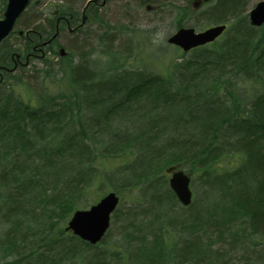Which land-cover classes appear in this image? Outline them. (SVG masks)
<instances>
[{"label":"trees","instance_id":"16d2710c","mask_svg":"<svg viewBox=\"0 0 264 264\" xmlns=\"http://www.w3.org/2000/svg\"><path fill=\"white\" fill-rule=\"evenodd\" d=\"M6 1L0 0V16ZM212 3L210 19L226 23L228 29L220 41L192 50L200 55L193 63L177 65L174 81L171 76H143L125 69L114 77L98 76L82 64L73 65L72 84L87 94V106L68 100L56 108L52 97L44 101L22 94L25 89L17 76L25 67L4 72L11 83L9 90L0 86V203L5 202L0 205V223L4 218L7 223L0 230V264H235L229 254L237 250L256 252V260L244 264H264V26H251L242 11L245 0ZM54 10L58 14L50 16L48 25L36 21L18 26L0 47V66L11 67L16 53L22 60L39 54L33 48L55 34L57 17H66L72 26L80 19L69 3ZM98 21L106 26L105 20ZM23 29L34 32L19 36ZM109 30L100 35L102 53L107 58L122 56ZM13 36L17 42L8 43ZM104 42L111 44L110 51ZM44 50L39 60L50 66L47 52L56 51L53 46ZM131 108L141 114L139 128L116 129L101 149L84 136L87 128H111ZM82 109L93 113L88 125L77 120ZM14 153V162H8ZM21 156L22 164L17 161ZM100 157L106 160L98 162ZM225 158L232 163L225 166ZM172 166L187 168L192 176L201 173L203 183H217L232 192L222 204L206 205L205 194L203 200L183 207L164 172ZM248 173L257 187L246 186ZM116 175H123L124 185H116L115 192L126 189L143 198L139 211L131 214L134 206L127 209L123 236L128 245L119 254L65 230L85 189L111 183ZM172 205L181 211L184 238L178 242L162 233L159 221L168 217ZM139 214H151L152 222L144 225ZM60 216L62 224L55 220ZM114 216L120 218L119 209ZM210 231L228 248L214 253L206 242Z\"/></svg>","mask_w":264,"mask_h":264},{"label":"rangeland","instance_id":"374dc122","mask_svg":"<svg viewBox=\"0 0 264 264\" xmlns=\"http://www.w3.org/2000/svg\"><path fill=\"white\" fill-rule=\"evenodd\" d=\"M86 1L87 0H35L20 18L18 26L27 27L29 24L31 26L36 21L48 25L51 21L50 16L53 10L60 7V5L68 3L73 6L74 9L79 11L81 15ZM188 1L189 0H158L154 3H160L162 8L156 12L148 13L143 8L144 4H141L143 0H112L100 11V19L106 21V26L101 25L99 22L93 24L95 23L94 19H90L89 23L78 34H71L68 30H63L61 37L58 39V43L66 49L68 54H70L69 60H61L58 54L47 55L46 59L50 66H46L44 61L37 58L19 73L20 75L17 76V81L21 78L20 82L23 83L22 86L25 89V91L22 89V94L25 96H33V98L36 99H39L37 96H41L44 98V101H47L48 98L52 97L54 98L52 106L56 108H59L56 106L57 104L62 107V105L68 103V100H71L73 103L79 102L82 108H86L88 100L87 94L81 90L79 92L75 88L76 86L72 84L71 68L73 65L79 64L87 67L93 74L98 73V76L114 77L121 73L122 70V73L126 70L130 74L137 73L143 76H147L148 74L152 76H164L166 78L171 76V79L174 81L177 72V65L193 63L195 57L200 54H193L192 51L189 53H183L180 48L168 44V38L179 29L180 24L183 26L194 27L198 31H203L209 26L215 24L208 15L213 3L205 4L196 13H189L186 11L189 10ZM260 1L262 0H245L246 7L244 6L245 9L243 8V13L248 14L249 10ZM2 15L0 16L1 18ZM107 27L110 28L109 34H111V39L114 40L115 44L120 46L121 51H123L122 54H120L122 56H116L117 59L114 56H109V58L104 56V53H102L103 50L100 47L99 39L102 36L101 34H105ZM220 40L221 38L219 41ZM14 42H17L15 37H12L8 41L10 44ZM114 42L112 45H114ZM102 44H105L106 50L110 51L111 44L109 42H104ZM111 61H115V63H110ZM130 67H133V69ZM7 79V76L4 75V81L2 84L4 89H8V86H10L11 83V81L8 82ZM251 88L252 86L246 85V90H251ZM78 115V122H83L84 125L90 124L91 119L93 118V113L87 109H82ZM140 119L141 114H139V111H134V108H131L123 117L118 118L120 121H115L117 123H113L111 128H87L84 136L90 139V141L97 143V148L101 149L104 146L103 144L110 139L112 132L116 129H137L140 127V124L138 123ZM72 130L74 131L73 128ZM16 156L17 154L14 153V156L9 159L8 162H14ZM102 160H106V157L103 159L100 157L98 162ZM17 161L22 164L24 156H21ZM113 163L114 162H112V164ZM225 163H232V159L225 158L223 164L228 166ZM184 170L187 171V168ZM249 173L244 178V180L248 182L246 186L248 188L249 185L251 188L257 187V180ZM200 175L201 173L193 175L194 181L192 182V191L194 193V201L203 200L205 194L207 196L206 205H210L211 203L222 204L224 200L228 199L229 194L232 192L231 189L216 185L217 183H214L213 186L210 187L207 183L202 182ZM115 177H117V180H114ZM115 177L111 180L112 184L107 183L101 187L100 184L95 183L91 187L85 189L83 196L77 203V207H79L78 209H89L105 194L110 191H115L113 188L116 185L118 187L124 185V182L121 181L123 175H116ZM118 195L121 197V201H123L119 206L121 216L118 220L114 219L115 216L112 217L111 228L101 244H99L98 248L106 249V252L108 250L109 252H116L119 254L121 249L128 245V241H126L123 236L125 234L123 232V227L128 224L126 218L128 217L127 213L129 211L127 209L130 207L132 209L134 206L131 210V214H133L134 211H139L138 208L140 206L137 204L143 203V198L139 194L131 195L126 189H121L118 192ZM147 199L148 198L144 199V201ZM43 203L44 201L40 202L41 205ZM3 204H5V202L0 203V205ZM51 206L55 207L56 205ZM165 207L166 206H164V210ZM171 208H173V210L168 214L169 218L163 217L159 219L161 222L160 227L162 228V233H164V235L175 236V239L178 242L179 237L184 238L183 234L181 236L182 230L181 227H179L181 213L180 206L172 205ZM220 210L223 213V209L220 208ZM155 211L158 214L159 210L156 209ZM152 217L151 214H139L138 219H141L143 224L146 225L148 222H152ZM69 218H67L66 223ZM55 220L59 224H62L61 221H63V218L60 216V218L56 217ZM6 227L7 223L4 218V220H1L0 230H4ZM155 227L157 230V223L155 224ZM209 234L211 235L209 236L210 238L207 241L205 238L204 241L212 245L211 250L214 253L218 252L220 248H228V245H226L225 242L221 243L219 239L215 240L218 233L210 231ZM225 241L228 243L227 236L225 237ZM258 241L259 244H262L260 240ZM255 253L252 251L246 252L237 250L230 253L229 258L231 262L235 264H244L247 261L251 260L252 262L253 260H256ZM112 254L113 253H111V255ZM106 256L108 258L110 257L109 254H106ZM261 261L264 262V258L261 259Z\"/></svg>","mask_w":264,"mask_h":264},{"label":"water","instance_id":"95a60500","mask_svg":"<svg viewBox=\"0 0 264 264\" xmlns=\"http://www.w3.org/2000/svg\"><path fill=\"white\" fill-rule=\"evenodd\" d=\"M31 0H8L3 19H0V43L13 31L18 18L27 8ZM203 0H194L191 7L198 10ZM205 2L209 0H204ZM250 22L255 27L264 24V1L258 3L249 14ZM226 24L215 25L204 31L196 32L194 28L183 27L171 35L168 43L181 48L185 53L192 49L213 43L225 32ZM22 34V32H21ZM65 54V50H61ZM19 59L20 56L17 55ZM28 62V60H27ZM171 174L169 185L176 194L178 200L185 206L192 201L190 190V176L176 167L167 169ZM119 203V197L111 192L103 197L97 204L88 210L76 211L70 219L67 230L72 231L76 236L91 244H97L105 236L110 227L111 216Z\"/></svg>","mask_w":264,"mask_h":264},{"label":"flooded vegetation","instance_id":"af4514ba","mask_svg":"<svg viewBox=\"0 0 264 264\" xmlns=\"http://www.w3.org/2000/svg\"><path fill=\"white\" fill-rule=\"evenodd\" d=\"M111 1H112V0H108V1L106 2L105 6H106L108 3H110ZM157 1H158V0H143V2H141V4H144V6L148 4V5L146 6V8H147L148 10H150V9H152V6H153V5H155V6H156V5H157V6H161L160 3H159V4H155V3H154V2H157ZM189 1H190V0H189ZM189 1H188V2H189ZM102 2H103V0L97 1L96 3L93 2V3H92L93 5H92V7H91V12H94V13H95V12L97 11L96 9H101L102 7H105V6H101V3H102ZM190 2L192 3L193 0H191ZM190 2H189V3H190ZM202 2H204V0H203ZM152 4H153V5H152ZM151 5H152V6H151ZM155 6H153V7H155ZM89 7H90V5H89ZM91 12H90V13H91ZM63 19H64V17H61V18L59 19V26H62V23L65 21V19H64V20H63ZM76 25H79V22L76 23L75 26H76ZM83 25H84V24H82V26L79 25L80 27H78V29L76 30L77 33L80 32V30L83 28ZM66 26H68L69 31H72V30H71L72 28H71V23H70V22H67V23H66ZM54 43H55V42H54ZM54 43H53L52 45H54ZM54 49L58 50V49H60V48L56 45ZM3 68H4V67H3ZM4 69L9 70L10 68H7V67H6V68H4ZM0 74H1V71H0Z\"/></svg>","mask_w":264,"mask_h":264}]
</instances>
